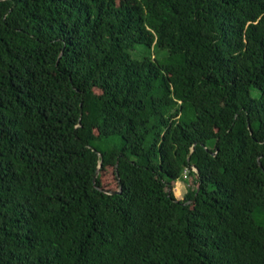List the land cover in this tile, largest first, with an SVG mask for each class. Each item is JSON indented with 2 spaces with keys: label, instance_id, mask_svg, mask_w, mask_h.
Instances as JSON below:
<instances>
[{
  "label": "trees",
  "instance_id": "16d2710c",
  "mask_svg": "<svg viewBox=\"0 0 264 264\" xmlns=\"http://www.w3.org/2000/svg\"><path fill=\"white\" fill-rule=\"evenodd\" d=\"M0 264H264V0H0Z\"/></svg>",
  "mask_w": 264,
  "mask_h": 264
},
{
  "label": "rangeland",
  "instance_id": "374dc122",
  "mask_svg": "<svg viewBox=\"0 0 264 264\" xmlns=\"http://www.w3.org/2000/svg\"><path fill=\"white\" fill-rule=\"evenodd\" d=\"M117 2L121 1V0H116ZM252 92L255 94L256 93V90L255 89H252ZM182 179H185L182 177ZM101 183H102V186L105 187V188H108V189H115V180H114V176H113V173H112V168L111 167H106L104 169V171L102 172L101 174ZM173 192L176 196H180L181 192L183 191V181L182 180H179L175 183H173Z\"/></svg>",
  "mask_w": 264,
  "mask_h": 264
},
{
  "label": "water",
  "instance_id": "95a60500",
  "mask_svg": "<svg viewBox=\"0 0 264 264\" xmlns=\"http://www.w3.org/2000/svg\"><path fill=\"white\" fill-rule=\"evenodd\" d=\"M97 156L100 158V154L97 152ZM100 162V161H99ZM98 167H99V163H98V165H97V169L95 170V173H94V177H93V180H92V183L94 184V178L97 176V174H98ZM97 190H99V191H102V189H100V188H98V187H95ZM119 191V190H118ZM118 191H117V193H118ZM105 193H108V194H112V193H114V192H112V191H104Z\"/></svg>",
  "mask_w": 264,
  "mask_h": 264
},
{
  "label": "built area",
  "instance_id": "2783aa9c",
  "mask_svg": "<svg viewBox=\"0 0 264 264\" xmlns=\"http://www.w3.org/2000/svg\"><path fill=\"white\" fill-rule=\"evenodd\" d=\"M190 169H191V171L195 172V169H194L193 167H191ZM186 172H187L186 170H184V171L182 172V177H183V178H186Z\"/></svg>",
  "mask_w": 264,
  "mask_h": 264
}]
</instances>
